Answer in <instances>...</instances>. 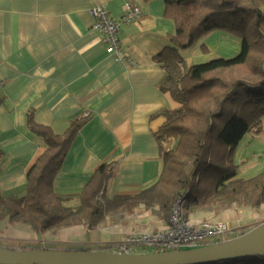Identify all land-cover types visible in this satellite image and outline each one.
<instances>
[{"label":"crops","instance_id":"obj_1","mask_svg":"<svg viewBox=\"0 0 264 264\" xmlns=\"http://www.w3.org/2000/svg\"><path fill=\"white\" fill-rule=\"evenodd\" d=\"M127 1L141 7L142 15L121 24L116 55L96 28L92 10L103 6L112 20L121 22ZM165 6V0H0V147L5 153L0 190L4 197L25 193L27 173L46 149L27 127L29 114L57 133L64 132L73 119L90 116L54 179L55 191L71 197V205L79 204L78 195L108 160L115 161V168L102 193L105 198L135 195L156 183L163 168L155 137L165 121L160 111L178 106L161 89L165 72L155 59L176 32L175 21L165 16ZM241 47V39L218 30L183 54L191 66L235 57ZM234 162L242 179L264 170V119L259 133L249 132L239 142ZM197 207L184 209L185 217L194 223L219 220L233 230L242 227L241 219L239 223L225 212ZM127 210L130 213L107 214L93 227L83 222L67 224L62 239L54 237L49 248L112 250L130 233L157 232L170 224L143 205Z\"/></svg>","mask_w":264,"mask_h":264},{"label":"trees","instance_id":"obj_2","mask_svg":"<svg viewBox=\"0 0 264 264\" xmlns=\"http://www.w3.org/2000/svg\"><path fill=\"white\" fill-rule=\"evenodd\" d=\"M165 3V16L175 21L176 32L155 59L165 72L161 89L178 106L160 111L165 121L155 137L163 168L156 183L135 195L101 198L114 174L115 161L108 160L78 195L79 204L71 205V197L55 191L54 179L90 116L73 119L57 133L29 114L27 127L46 149L29 169L23 195L4 197L0 190V221L21 220L35 228L82 222L93 227L107 214L140 204L168 219L178 200L184 206H202L252 194L255 205L264 201V170L242 179L234 162L239 142L249 132L259 133L264 119V0ZM218 30L242 40L240 53L188 66L182 51ZM4 155L0 147V163ZM210 264H264V257Z\"/></svg>","mask_w":264,"mask_h":264},{"label":"water","instance_id":"obj_3","mask_svg":"<svg viewBox=\"0 0 264 264\" xmlns=\"http://www.w3.org/2000/svg\"><path fill=\"white\" fill-rule=\"evenodd\" d=\"M264 257V221L237 237L196 249L153 254L109 250L9 249L0 246V264H210L244 257Z\"/></svg>","mask_w":264,"mask_h":264},{"label":"built area","instance_id":"obj_4","mask_svg":"<svg viewBox=\"0 0 264 264\" xmlns=\"http://www.w3.org/2000/svg\"><path fill=\"white\" fill-rule=\"evenodd\" d=\"M95 26L104 33L105 41L116 55L120 54L119 31L122 23L138 20L142 9L132 1L123 7L120 21L112 20L106 8L95 7ZM120 58V57H119ZM183 202L176 201L171 209L170 224L165 230L147 233H130L121 245L109 250L119 254H153L162 251L196 249L224 241L234 232L226 222L208 220L200 224L185 217ZM230 239V238H228Z\"/></svg>","mask_w":264,"mask_h":264},{"label":"rangeland","instance_id":"obj_5","mask_svg":"<svg viewBox=\"0 0 264 264\" xmlns=\"http://www.w3.org/2000/svg\"><path fill=\"white\" fill-rule=\"evenodd\" d=\"M183 55L185 56L186 54ZM253 196L254 195L252 194H248L246 196H239L236 202H229L227 200L226 203H222V204L217 202H208L202 205V207L204 208V210L206 209L208 211H213L214 209H216V211L219 210L218 214L221 213L223 214V212H225L224 215L225 214L228 215L226 217L237 220V222L240 219L243 220L241 224L242 227H238V229L236 228L234 232L228 236V238L231 239L234 238L231 236H235L236 234H241L246 229L251 227L253 228V226H256L260 222L264 221V201H260L258 205H255ZM101 198H103V196ZM211 203H214V205ZM140 205L146 207L144 204H140ZM140 205L131 207L130 208L131 211H133L134 208H138ZM200 207L201 206H198L197 208ZM184 209H186V206H183V210ZM149 210L152 211V213L154 212L153 209L149 208ZM124 212L130 213L128 210L126 211V209L124 210ZM109 215L118 216L116 214H109ZM156 215L159 216V214ZM170 216L171 213L169 214V218H168L169 222H170ZM240 222L241 221H239V223ZM226 223L228 224V222ZM228 226L230 225L228 224ZM65 227H66L65 225H60V226L48 227V228H35L34 226L25 223L24 221L21 220L12 221L5 219L0 221V246L5 248L11 247L12 249H17V250L40 249L44 247L49 248L51 245L50 240H52L56 236L57 238H61V236L65 234Z\"/></svg>","mask_w":264,"mask_h":264}]
</instances>
